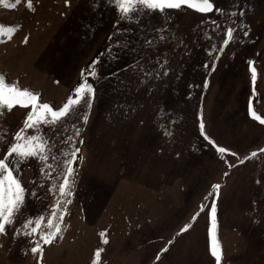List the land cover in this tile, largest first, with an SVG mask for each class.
I'll list each match as a JSON object with an SVG mask.
<instances>
[{"label": "rangeland", "instance_id": "obj_1", "mask_svg": "<svg viewBox=\"0 0 264 264\" xmlns=\"http://www.w3.org/2000/svg\"><path fill=\"white\" fill-rule=\"evenodd\" d=\"M213 2L226 10L245 9L243 20L250 27L249 36L237 34V40L229 44L244 48L236 54L229 47L231 53L219 54L215 71L202 67L204 63H197L190 70L192 59L180 57L179 50L174 55L173 44L182 39L191 55H199L193 51L218 44L219 38L215 34L211 40L203 37L204 30L211 33L213 26L207 22L201 25L202 14L187 7L169 10L175 40L170 35V41L156 51L173 56V73L155 82L152 91L148 89L153 82L137 87L132 69L125 71L133 53L122 49L107 51L108 37L114 31L115 12L111 8L102 5L92 12L87 0H69L68 5L65 0H31V9L27 7L28 0L0 2V26H3L0 75L6 82L18 81L21 87L40 93L42 102L59 107L80 82L81 69L103 54L97 66L102 78L98 81L89 78L96 87V98L82 130L83 159L76 169L71 203L64 209L60 235L44 246L42 264H91L97 248L103 249L100 264H215L202 241L203 230L198 227L204 226L206 213L187 232L177 233L191 217L196 204L203 201L207 209V189L210 183L221 181L230 186L221 197L220 205L225 203V206H220L218 214L223 227L222 264H264V245L247 248L231 243L236 233L232 218L250 223L258 215L249 210L258 203L257 196L263 191L261 187H251L256 182L249 180L255 175L262 186L264 154L258 153L250 163L246 160L244 165H236V157L224 156L199 135L197 121L202 111L205 133L216 145L236 152L241 160L250 151L264 146V128L261 131V127L250 121L254 119L245 114V104L251 100L256 113L264 118V0ZM9 4L14 7H7ZM168 14H157L152 23L166 19ZM203 15L223 23V16ZM9 28L13 31L9 32ZM25 36L27 44L22 42ZM247 60L254 61L257 69L255 97L251 74L246 70ZM177 75L179 79L175 78ZM206 78L209 83L204 88ZM120 80L126 83H118ZM190 84L198 87L190 89ZM24 111L14 108L2 118L3 122L14 129ZM157 111L161 113L158 122ZM170 120L175 123H169ZM71 131L69 127L67 132ZM166 131L172 134L165 135ZM239 131L243 132L239 135ZM151 145L158 149L153 154L156 182H151L147 162L140 171L134 160L146 152L151 157ZM130 158L133 164L124 168V175H138L135 178L143 181L136 185L121 184L120 180L121 169ZM224 159L234 166L229 168ZM21 177V182L29 188L33 187L30 181L34 178L37 181L36 197L26 194L21 222L29 214H43L46 218L43 230L47 231L46 220L55 211L51 205L58 196L48 195L45 188H39L43 180L36 163L24 165ZM256 208L257 205L255 211ZM58 217L59 213L56 222ZM13 231L14 228H9L6 235L0 234V264H36L37 258L28 250L31 238L13 237ZM101 232H105L107 244L103 243L105 237L100 236ZM165 247L167 251L162 252Z\"/></svg>", "mask_w": 264, "mask_h": 264}, {"label": "snow or ice", "instance_id": "obj_2", "mask_svg": "<svg viewBox=\"0 0 264 264\" xmlns=\"http://www.w3.org/2000/svg\"><path fill=\"white\" fill-rule=\"evenodd\" d=\"M87 2L89 10L92 12L100 9L102 5L115 12L114 31L108 37L110 44L107 51L122 49L133 53V60L130 65H125V71L129 68L132 69L137 87H144L153 82L149 91L154 90L155 82L165 79L170 73H173V56L168 55L167 52L160 54L156 51L160 45L170 41V35L171 39L175 40V34L171 32L169 10H180L187 7L202 14L201 25L207 22L213 26L211 33L207 29L202 33L203 37L209 40L213 34L219 38L218 44H211L206 49L209 60L202 65L204 68L211 67L212 71H215V64L219 59V55L216 53L222 55L225 48L237 40V34L248 37L250 32V27L243 20L245 9L226 10L217 6L213 0H87ZM65 4L68 5L69 0H65ZM7 7L11 8L14 5L9 4ZM27 7L32 8L31 0H28ZM166 12H169L166 19L152 23L154 16L157 14L163 16ZM209 13L223 16V23H218L217 19L212 16L205 17L203 15ZM2 27L0 26V28ZM8 31L12 32L13 29L9 28ZM22 42L27 44L28 37L25 36ZM178 50L180 57L191 55V50L182 39L178 44H173L171 48L174 55ZM101 56H97L86 68L81 69L80 82L72 88L71 94L59 107L42 102L40 93L27 87H21L18 81L6 82L5 77L0 75V234L6 235L9 228H14L13 237H30L31 247L28 250L37 258L36 264H42L44 246L52 244L60 235L65 214L64 209L71 203L69 198L73 196V182L77 176L76 169L79 161L83 159L80 155L81 146L84 143L82 130L89 120V110L96 98V87L94 83L89 82V78L96 81L102 78L97 67ZM248 67L251 72L252 96L255 97L258 74L254 67V61L248 60ZM109 75L112 74L109 73ZM103 78L106 79V77ZM175 78L179 79L180 77L177 75ZM118 83L125 84L126 81L120 80ZM127 83H131V81H127ZM208 83L206 78L202 86L207 88ZM188 87L191 89L198 85L190 84ZM190 96L191 92H189ZM16 107L25 110L23 118L14 129H9L2 118ZM247 111L254 120L264 125V118L256 113L251 100H249ZM160 114V111H157L156 116L159 118ZM197 121L199 132L204 139L224 156L236 157V164H243L246 160L256 157L258 153H264V148H258L241 160L236 152L216 145L215 141L205 133L202 111L199 113ZM169 123H175V121L170 120ZM69 127L72 129L70 134L67 132ZM171 134L165 132V135ZM33 162L38 165V173L43 180L39 188H45L48 195L58 196L56 203L51 205L55 211L46 220L47 231L43 230L46 219L43 214L35 216L29 214L21 222L20 214L25 205L26 194L36 197V179L30 181L33 185L32 188L21 182L23 166ZM224 163L229 168L234 166L227 159H224ZM224 175L227 176L228 173L225 172ZM53 181L55 184L52 183ZM256 183L259 184L260 180H257ZM219 188L218 183L212 184V191L205 197L209 201L208 215L211 219L209 250L215 259V264H222L223 256L222 248L216 238V198ZM204 210L205 205L201 204L199 211L191 216L193 223L200 212ZM57 213H59V222H56ZM191 227L192 224H184L177 235L187 232ZM100 236L105 237L103 243L107 244L105 232H101ZM171 243L172 241L169 240L168 244ZM102 251L101 248L95 250L91 264H100ZM161 251H167V248H162Z\"/></svg>", "mask_w": 264, "mask_h": 264}, {"label": "crops", "instance_id": "obj_3", "mask_svg": "<svg viewBox=\"0 0 264 264\" xmlns=\"http://www.w3.org/2000/svg\"><path fill=\"white\" fill-rule=\"evenodd\" d=\"M229 47H231L230 49L233 48L231 51L233 53H236V54H237V52H240V49H243L244 48L242 46H229L228 45L225 48V50H224L223 53H226V52L227 53H231V51H228ZM203 48H201L200 50L193 51L194 53H199V55L198 54L190 55L189 58L192 59V62L190 64V70H193V68H196V64L197 63L203 64V63H205L206 61L209 60V56H208V54L206 52V49H208V48H206V49H203ZM202 54H206V55H202ZM216 55H219V53H216ZM219 58H221L220 55H219ZM232 58H234V56H232ZM187 60H188V58H187ZM205 69H207V68H205ZM215 69H216V66H215ZM246 70H247V73L248 74H251V72L249 70V67H248V60L246 61ZM249 76H251V75H249ZM249 79H248V84H249ZM249 88H250V84H249ZM187 99H189V98H187ZM247 108H248V105L245 104V114H246V117H248V115H247L248 114ZM158 119L160 120V117L156 119V122H158ZM218 119H220V118H218ZM250 121H252L254 124H257L258 127H261V129H260L261 131L263 130L264 127L262 125H259L254 120H250ZM218 122H219V120H217V123ZM156 128L157 127H154V129H156ZM235 131H236V129H235ZM242 132L243 131H241V132L239 131V135ZM158 133H159V129H158ZM199 135H200V133H199ZM153 140H154V138H153ZM200 140H201V138H200ZM153 147H154V145H153ZM153 147L151 145V151H152V156L151 157H149L148 152H146L145 153L146 155H144V153H143V155H141L140 157L139 156L135 157L134 160H135V165L139 164V169H141L140 171H143L144 170V164H145V162H147V165H149V169L151 171V174H150V176H151L150 177L151 182H156V175H155L156 165L154 164L155 157H154L153 154H154V152L157 153L158 152V149H155ZM259 148H264V146L259 147ZM256 149H258V148H256ZM252 151H254V150H252ZM252 151H250V152H252ZM262 154H264V153H260V155H262ZM254 158L252 160L249 159L247 162H249V163L252 162L254 160ZM132 159L133 158H130L129 160H127L126 163H125V165L121 169V171H123V173L121 172V174H120L121 184H122V182H124L127 185L128 184L129 185H136V184H138L139 181H141V182L143 181L142 179L135 178V177H138V175H135V177H134L133 176V173H129L128 175H124L126 173L124 168H129L133 164ZM247 162H245V163H247ZM235 164H236V161H235ZM136 171L138 172V168H137ZM138 173L143 176V172L142 173L138 172ZM251 176L252 177H251V179L249 181H255L256 182L257 179L255 178V175H251ZM217 183L220 185V188L218 190V197L216 198V208H217V212H216V223H217L216 238H217L220 246H222V245H224V241H223V239H222V237H221L220 234L222 232L223 227H221L220 218H219V215L218 214H220L219 213L220 206H221V208L225 206V203L222 204V205H220L221 204V202H220L221 197L224 194H227V191L230 189V186L228 187L224 181L210 183V186L207 189L208 190L207 193H209L210 191H212L211 185L212 184H217ZM256 184L255 185H251V187H254V188H257V187L260 188L261 187L263 193H260L257 196V201H258V203L256 204L257 205V208H256L257 210L256 211L254 210V208H255L256 205L253 206V209L252 210H249L252 214H258L254 218V221H252L250 223L249 222L245 223L246 220L243 221L242 219L232 218V220H233V224L232 225H235L233 227V232H236V233L234 234V237L232 238L231 243L232 244H241L243 246H247V248H249L252 245H256V244H262V245H264V182H263L262 186L260 185V183L257 184V185ZM153 186H155V185H153ZM226 186H227V188H226ZM238 192H240V191H238ZM218 198H219V200H218ZM201 204H203V201L200 202V203H198V204H196V209L192 212L191 216L196 211H199V206ZM262 207H263V211H261V208ZM208 211H209V208H208V205H207V209H205L204 211L200 212L199 216L197 217V219H196V221L194 223L192 222L191 217L188 218L187 223L188 224H192V227H193V225L196 224L199 221V219L201 218V216L204 215V213H206V218H205L206 221H204V226L201 224L198 227H200L203 230L202 241H203V243L205 245H207V247L209 249V246H210L209 228L211 227V219H210V216L208 215ZM231 212L233 213L232 209H231ZM233 217H234V213H233ZM199 222H201V221H199ZM196 228H197V226H196ZM209 256H211L210 250H209ZM211 258L214 259V257H212V256H211Z\"/></svg>", "mask_w": 264, "mask_h": 264}]
</instances>
